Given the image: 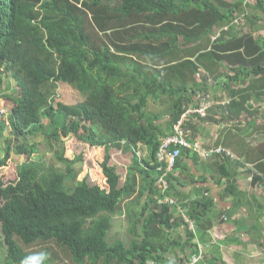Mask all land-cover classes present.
<instances>
[{
	"label": "trees",
	"instance_id": "16d2710c",
	"mask_svg": "<svg viewBox=\"0 0 264 264\" xmlns=\"http://www.w3.org/2000/svg\"><path fill=\"white\" fill-rule=\"evenodd\" d=\"M246 8L264 15V0H0V168L12 153L21 158L14 180L0 176L5 264H52L61 257L50 245L60 247L69 264H169L168 255L183 264L200 254L192 240L204 242L200 234L212 228L213 202L203 196L184 203L175 193L181 158L198 154L182 147L164 188L158 180L167 161H158L157 153L202 99L211 102L208 115L188 120L245 116L250 136H264V124L257 125L264 110L252 105L264 96V37L241 31L245 18L254 28L264 18L249 17ZM59 85L68 86L62 89L68 103L57 98ZM73 91L80 100L69 102ZM156 102L161 107L150 109ZM188 120L186 137L198 144L188 136L194 128ZM71 134L105 147L106 188L77 179L78 159L64 155L62 138ZM40 137L47 147L61 148L53 165L44 162ZM215 142L202 147L232 151L230 138ZM253 143L242 145L245 153L255 149L245 159L233 151L235 159H208L227 179V192L234 186L229 164L249 162L264 196V141ZM113 147L133 154L124 176L111 161ZM167 196L179 200L195 227ZM117 221H127L128 239L113 235ZM181 227L187 239L173 233ZM37 244H47L42 255L33 251ZM217 261L214 256L211 264Z\"/></svg>",
	"mask_w": 264,
	"mask_h": 264
},
{
	"label": "crops",
	"instance_id": "0c3cea01",
	"mask_svg": "<svg viewBox=\"0 0 264 264\" xmlns=\"http://www.w3.org/2000/svg\"><path fill=\"white\" fill-rule=\"evenodd\" d=\"M261 25L260 23L259 27L256 26V30H253L255 36L264 37V28ZM224 63L229 66L227 62ZM202 71L205 70L202 69ZM211 83H213L212 80ZM211 116L215 120L198 118L188 120L193 121L194 128L187 129L188 136L193 141L206 147L213 141L218 143V140L230 138L229 147L238 158L243 157V159L255 150L246 148L245 153L242 149V145H246L247 141L251 140V132L247 128L245 116L240 119L230 118L221 113H211ZM237 139H239L240 146ZM101 147L105 151V147ZM120 152L123 151L120 150ZM132 158L133 154L130 163ZM211 161L204 160L200 154L190 153L187 158H181V164L177 165V170H175V175L179 177L175 193H179L177 196L180 201L187 203L205 196L213 202V211L209 214L215 217L212 228L208 230L207 235L200 234L204 242L200 241L199 236L192 240V243H198L205 251L204 258L199 264H211L214 256L218 257V264H223V262L226 264H264V196L261 194L260 185L254 184L255 174L251 172L252 165L249 162L240 165L234 162L229 164L233 173L231 180L234 186L230 188V192H227L225 189L227 179L220 178L215 164ZM173 233H179L185 239L188 238L183 227ZM186 251L190 254L189 250ZM168 258L171 261L167 263L176 264L175 256L168 255Z\"/></svg>",
	"mask_w": 264,
	"mask_h": 264
},
{
	"label": "rangeland",
	"instance_id": "374dc122",
	"mask_svg": "<svg viewBox=\"0 0 264 264\" xmlns=\"http://www.w3.org/2000/svg\"><path fill=\"white\" fill-rule=\"evenodd\" d=\"M105 1H110L111 3L114 0H105ZM247 1H255V0H246ZM247 12L245 13L249 17L252 16V13H259L261 16L264 18V15L260 12V10L252 9V8H246ZM254 17V16H252ZM261 17V18H262ZM262 18V19H263ZM258 24H264L263 22H260V20L257 21ZM255 26V25H253ZM252 26L251 22L248 21L247 18H245V26L244 29H241V31L246 32V31H252L255 30V28ZM243 28V27H241ZM264 28V27H263ZM191 45V44H190ZM193 46V45H191ZM182 80V79H181ZM63 88H68L67 85H59L57 89V98L61 99L64 102H67L64 99V93ZM69 102H76L80 100V96L75 92H70L67 93ZM199 100V98H198ZM68 103V102H67ZM252 105L255 108H258L260 113L264 110V96H261L259 99H253ZM161 105L159 103H150L149 108L150 109H158L160 108ZM260 121L257 125H262L264 124V120L261 117V114H258ZM247 125V123H246ZM251 141L256 144V142H262L264 141V136L261 135L258 137V134L255 132L252 133ZM63 142H64V155L65 157L69 159H75L77 158L78 161L75 163L74 168L79 172L77 179L82 180L86 179L87 181L89 180L92 183L99 184L103 188L107 187L105 177L103 175L102 169L100 167V163L104 160V156L106 152L102 147H92L88 143L82 141L79 139L77 136L71 134L67 137H63ZM38 140H43V146L47 147V144L45 143V139L43 138H38ZM4 150H5V145L3 139L0 140V157L4 155ZM58 151H61V148H53L51 149L50 147H47L46 151L44 149V162L46 163L47 166L53 165L56 161V153ZM56 152V153H54ZM111 155H112V162L117 165V169L120 172L122 176H124L126 170H127V165L130 163V158L132 156L131 151H123L120 152L118 148H111ZM21 162V158L17 155L12 153L11 158L9 159V163L7 166L0 168V176L3 177V180L5 181H12L15 179V174H16V166ZM124 177H122V181L124 180ZM118 225L114 229L113 235L117 236L122 239H128L129 238V232L127 231L128 223L126 222H121L117 221ZM1 233V230H0ZM1 239V238H0ZM20 240V239H19ZM21 241V240H20ZM19 241V242H20ZM47 244H37L34 247L33 251H37V255H42ZM51 248H53L61 257V259L56 260L52 264H69V258L65 255V252L58 247L57 245H50ZM3 247L0 248V264H5V253H3ZM3 252H2V251ZM41 262V261H40Z\"/></svg>",
	"mask_w": 264,
	"mask_h": 264
},
{
	"label": "built area",
	"instance_id": "2783aa9c",
	"mask_svg": "<svg viewBox=\"0 0 264 264\" xmlns=\"http://www.w3.org/2000/svg\"><path fill=\"white\" fill-rule=\"evenodd\" d=\"M215 38V37H214ZM211 108V102L207 99H202L200 101L199 107L190 108L188 109L178 120V122L174 125L173 134H170L163 138L162 143L160 145V150L158 153V159L160 162L167 161V168L163 172L162 176L159 178V183L164 188H167V181L164 179L169 171H171L176 163L177 157L180 155V147L191 148L193 145L190 140L186 137L185 133V123L188 120V117L192 116L193 114H199L201 118H204L208 115V112ZM198 145V144H196ZM176 146L177 148L172 151L171 147ZM196 151L204 158V159H211L214 155H228L233 157V154L230 150L223 146H218L214 148L208 149H200L198 146H195ZM162 169V167L160 168ZM165 201H168L170 204H176L173 198H166ZM180 212L189 222L191 227H195L194 221H192L189 217L184 214V209L179 207ZM202 256L197 255L190 259L188 263L185 264H194L196 263Z\"/></svg>",
	"mask_w": 264,
	"mask_h": 264
},
{
	"label": "clouds",
	"instance_id": "9594fccd",
	"mask_svg": "<svg viewBox=\"0 0 264 264\" xmlns=\"http://www.w3.org/2000/svg\"><path fill=\"white\" fill-rule=\"evenodd\" d=\"M191 142V141H190ZM192 143V142H191ZM192 147H191V149H193V151L194 152H196L198 155H199V153L196 151V149H195V146H197L196 144H193L192 143ZM198 146L200 147V149L202 148V149H206V148H203L202 146H200L199 144H198ZM220 146H223V145H220ZM218 147V146H217ZM223 147H225V146H223ZM225 148H227V147H225ZM228 149V148H227ZM180 150L182 151V147H180ZM228 150H230V149H228ZM231 151V150H230ZM159 153V152H158ZM158 153H157V159H158ZM231 153L233 154V157H231L230 156V158H233V159H235L236 158V155L231 151ZM224 156H226V155H224ZM214 157V156H213ZM212 157V158H213ZM179 158V156L177 157V159ZM203 158V157H202ZM177 159H176V161H177ZM204 159V158H203ZM204 160H208V159H204ZM158 161H159V159H158ZM175 165H176V163L174 164V167H175ZM173 167V168H174ZM161 167L159 166V169H160ZM166 198H173L174 200H175V202H176V204L174 205V204H171V205H173V206H175L176 208H179V207H182L180 204H178V201H177V199L175 198V197H172V196H167ZM199 248H200V254L199 255H201L202 257L196 262V263H194V264H198V263H200L202 260H203V258H204V255H205V251H204V249H203V247L201 246V245H199ZM198 255V256H199ZM193 257H195V256H193ZM192 257V258H193ZM192 258H191V260H192ZM185 264V263H184Z\"/></svg>",
	"mask_w": 264,
	"mask_h": 264
}]
</instances>
